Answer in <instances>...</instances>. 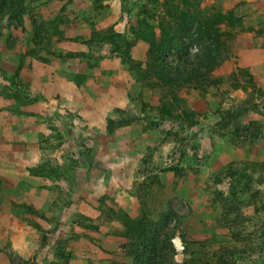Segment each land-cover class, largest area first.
<instances>
[{
	"label": "rangeland",
	"instance_id": "374dc122",
	"mask_svg": "<svg viewBox=\"0 0 264 264\" xmlns=\"http://www.w3.org/2000/svg\"><path fill=\"white\" fill-rule=\"evenodd\" d=\"M22 3L0 15V264L147 241L156 264H264V0H199L203 36L165 0Z\"/></svg>",
	"mask_w": 264,
	"mask_h": 264
},
{
	"label": "trees",
	"instance_id": "16d2710c",
	"mask_svg": "<svg viewBox=\"0 0 264 264\" xmlns=\"http://www.w3.org/2000/svg\"><path fill=\"white\" fill-rule=\"evenodd\" d=\"M46 2H58V3H64V2H69L71 0H45ZM173 1H179L182 6L181 8H179V4L178 3H174ZM170 4V7L167 8V13L170 16V23L169 24H173L174 26H176V28H183V31H187L188 28L190 29L192 26L197 27L198 32L200 34L203 35H208V30H207V25L205 23L202 24V22L199 21L198 19V12H200V7L198 9V4H199V0H165V4L167 7V4ZM8 10L7 12H9L12 17H15L17 19V22H20L23 19V16L25 15V12L27 11V9H23V3L22 0H0V15H3V9ZM228 15H230L231 17L233 16V13H227ZM220 22V19H214L212 22H210L211 25L215 26L216 24H218ZM170 30L172 29V26L167 27ZM112 30L109 29V34L106 38H111L113 43H115V41L113 39H117L120 38L119 34H115L111 32ZM212 32L215 34L218 32L217 29H212ZM175 42L174 38L169 39L168 41H165L157 46H153L155 48V51L158 55H160V58L162 59L165 55V53L170 52V47L172 44ZM179 46L175 47L176 50V54L179 58H182L184 56H186V48H182L180 47V42L178 43ZM173 47V45H172ZM212 50L211 47L209 49L206 50V53H204V56L206 58V60L208 59V57L211 55ZM167 65V64H166ZM165 63H162V68L165 71H168V69H172L169 68L168 65L166 66ZM181 68L180 64L177 63L176 66L174 65L173 71L177 70ZM223 122H226L225 119H223ZM171 235H167V242L168 245L169 244V239H170ZM146 244L148 246L145 247V250L141 253H137L135 255L134 258V263L133 264H156V263H152L150 260H145L146 259V255L145 252L147 250V248L149 247L150 242H146ZM152 252H156V249L153 247L151 249ZM221 259V258H219ZM223 261V264H225V260L221 259Z\"/></svg>",
	"mask_w": 264,
	"mask_h": 264
},
{
	"label": "built area",
	"instance_id": "2783aa9c",
	"mask_svg": "<svg viewBox=\"0 0 264 264\" xmlns=\"http://www.w3.org/2000/svg\"><path fill=\"white\" fill-rule=\"evenodd\" d=\"M176 253L179 254L182 251V247L180 246V243L178 240L173 241Z\"/></svg>",
	"mask_w": 264,
	"mask_h": 264
},
{
	"label": "clouds",
	"instance_id": "9594fccd",
	"mask_svg": "<svg viewBox=\"0 0 264 264\" xmlns=\"http://www.w3.org/2000/svg\"><path fill=\"white\" fill-rule=\"evenodd\" d=\"M175 240H177V238H175V239H173L172 240V245L174 246V243H173V241H175ZM179 242V241H178ZM174 248H175V246H174ZM176 251V250H175Z\"/></svg>",
	"mask_w": 264,
	"mask_h": 264
}]
</instances>
